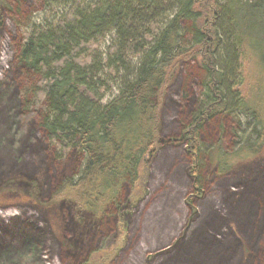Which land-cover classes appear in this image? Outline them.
I'll use <instances>...</instances> for the list:
<instances>
[{"label": "trees", "instance_id": "trees-1", "mask_svg": "<svg viewBox=\"0 0 264 264\" xmlns=\"http://www.w3.org/2000/svg\"><path fill=\"white\" fill-rule=\"evenodd\" d=\"M6 2L0 0V27ZM44 10V20L22 29L16 59L35 76L31 100L42 106L39 126L54 156H82L78 173L63 176L49 194L51 202L72 206L74 221L109 212L121 231L124 204L138 196L141 177L162 142V104L182 61L195 60L205 74L202 98L178 136L192 174L204 159L201 130L219 113L252 120L232 152L219 145L206 149L219 168L264 145V0H48ZM245 62H253L258 72L252 83L245 81ZM22 184L14 178L2 183L6 189ZM29 188L28 196L38 199L37 177ZM200 189L195 182L196 195ZM24 222L44 232L38 222ZM218 229L212 220L202 246L214 244L217 258L221 243L229 259L235 240L228 229ZM9 237L0 234L2 261L21 254L13 251L18 247L40 250L36 235H27L24 244ZM118 237L80 264L108 262Z\"/></svg>", "mask_w": 264, "mask_h": 264}, {"label": "rangeland", "instance_id": "rangeland-1", "mask_svg": "<svg viewBox=\"0 0 264 264\" xmlns=\"http://www.w3.org/2000/svg\"><path fill=\"white\" fill-rule=\"evenodd\" d=\"M47 1L7 0L2 10L0 234L7 233L10 242L19 237L21 244L27 235H36L40 250L29 253L28 248L18 247L13 251L21 254L9 255L11 259L5 261L0 257V264H80L93 251L98 257L106 251V242L118 236L110 260L103 263L105 258H101L97 264H264V145L256 154L237 158L223 170L206 151L219 145L232 152L238 136L250 130L252 120L225 111L203 126L200 136L205 153L196 173L199 179L192 174L186 145L178 138L202 98L205 74L195 60L180 62L167 88L160 120L162 142L141 177L144 185L139 187L138 196L132 204H124L119 233L113 213L74 221L69 203L49 200L63 176L78 173L82 156L74 152L64 159L54 156L39 126L42 106L31 100L35 76L16 59L22 29L44 20ZM243 74L247 83L255 81V64L245 62ZM36 177L40 195L32 199L28 196L29 182ZM8 178L23 184L6 189L2 183ZM195 182L201 187L197 195ZM190 193H194L191 199ZM10 218L11 225H7ZM25 220L38 222L44 232L26 225ZM212 220L220 233L224 228L227 234L232 233L233 258L228 259L221 243L217 258L212 255L216 253L212 252L214 244L209 247L207 241L202 246ZM182 236L186 239L178 241Z\"/></svg>", "mask_w": 264, "mask_h": 264}]
</instances>
